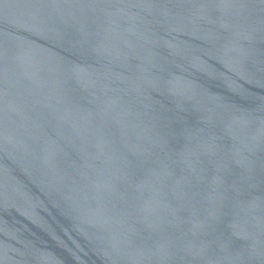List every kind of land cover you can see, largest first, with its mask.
<instances>
[{
  "label": "water",
  "instance_id": "obj_1",
  "mask_svg": "<svg viewBox=\"0 0 264 264\" xmlns=\"http://www.w3.org/2000/svg\"><path fill=\"white\" fill-rule=\"evenodd\" d=\"M0 264H264V0H0Z\"/></svg>",
  "mask_w": 264,
  "mask_h": 264
}]
</instances>
